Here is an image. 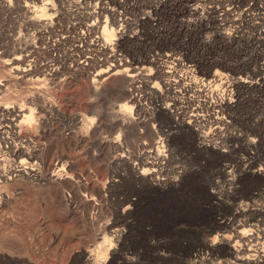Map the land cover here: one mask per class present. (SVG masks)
<instances>
[{
  "label": "rangeland",
  "instance_id": "obj_1",
  "mask_svg": "<svg viewBox=\"0 0 264 264\" xmlns=\"http://www.w3.org/2000/svg\"><path fill=\"white\" fill-rule=\"evenodd\" d=\"M238 247L264 251V0H0V264Z\"/></svg>",
  "mask_w": 264,
  "mask_h": 264
},
{
  "label": "bare ground",
  "instance_id": "obj_2",
  "mask_svg": "<svg viewBox=\"0 0 264 264\" xmlns=\"http://www.w3.org/2000/svg\"><path fill=\"white\" fill-rule=\"evenodd\" d=\"M72 2H77V0H71ZM31 15L33 16L32 19H33V23L31 25H43V23H45V21H43L41 17H38L37 15L31 13ZM36 20V21H35ZM31 23V22H30ZM105 34L106 36L109 34L107 31H105ZM106 39V38H105ZM18 59H15L12 63H16ZM11 63V64H12ZM15 70V73L17 75H20L21 77L23 76H26L28 74V69H25L24 67H20L19 65H14L13 67H11ZM100 74V73H99ZM98 75V73H97ZM120 110H121V113H122V117L124 118H127V116L129 115L127 110H128V106L124 103L123 105L120 106ZM13 112V111H12ZM21 112H23V109H20L19 111H17V116L19 114H21ZM14 114V113H13ZM14 116V115H13ZM22 116H25V120H28L30 121L31 120V115L30 113L26 114L25 113H22ZM12 120V119H11ZM15 154L17 156L19 155H22L23 154V151H19L18 149H16L15 151ZM23 161V159H22ZM20 164V163H19ZM245 235L241 234L239 239L240 241H243L245 242V239L247 237H244ZM245 238V239H244ZM253 239V238H252ZM246 249V248H245ZM255 253H249V254H246L243 249L239 248L238 249H235L234 250V254H235V257L242 263H245V264H251V263H256V264H264V251L263 250H259V249H256L254 251Z\"/></svg>",
  "mask_w": 264,
  "mask_h": 264
}]
</instances>
